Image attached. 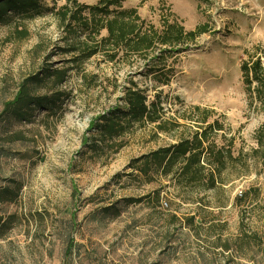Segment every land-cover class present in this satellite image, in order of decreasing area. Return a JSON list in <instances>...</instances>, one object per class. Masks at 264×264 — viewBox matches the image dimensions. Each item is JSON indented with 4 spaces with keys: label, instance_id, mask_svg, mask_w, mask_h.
Returning <instances> with one entry per match:
<instances>
[{
    "label": "rangeland",
    "instance_id": "rangeland-1",
    "mask_svg": "<svg viewBox=\"0 0 264 264\" xmlns=\"http://www.w3.org/2000/svg\"><path fill=\"white\" fill-rule=\"evenodd\" d=\"M67 1L43 0V14L0 22V264H155L173 236L189 238V250L168 264H264V106L241 69L251 57L264 64V0H123L157 27L178 19L188 30L206 24L209 31L179 53L164 46L148 60L116 61L103 54L72 60L85 34L60 23L56 11ZM47 67L68 68L61 87L40 82ZM130 80L182 126L169 133L138 126L125 144L95 146L90 125L124 105ZM26 86L38 96L63 95L26 120L4 113ZM206 116L222 127L210 140L234 157L215 188L182 191L158 171L130 168Z\"/></svg>",
    "mask_w": 264,
    "mask_h": 264
},
{
    "label": "trees",
    "instance_id": "trees-1",
    "mask_svg": "<svg viewBox=\"0 0 264 264\" xmlns=\"http://www.w3.org/2000/svg\"><path fill=\"white\" fill-rule=\"evenodd\" d=\"M44 10L43 0H0V22L16 16L32 19L43 14ZM56 14L65 30H80L85 34L84 39L72 47L79 54L72 59L74 61L81 56L90 58L97 54H103L109 61L137 55L142 58L147 56L144 58L148 60L153 51L161 50L164 46L169 47L167 53L175 54L186 50L191 42L209 31L206 24L188 30L178 19H165L162 26L157 27L142 17L137 8H125L123 0H100L97 5L68 0L58 8ZM104 30L106 35L102 34ZM241 69L248 90L255 93L264 106V64L261 58L244 60ZM67 72L68 68L65 67L53 70L47 67L40 82L50 83L52 88L61 87L66 81ZM49 94L34 95L26 86L6 103L4 113L26 120L32 116L35 108L41 107L49 112L61 100L63 91ZM122 100L123 106L117 105L90 125L98 134V139L93 141L95 146L97 141L108 146L117 142L119 145L125 144L126 135L138 126L151 124L161 133H169L182 126L179 122L165 119L161 102L150 100L146 90L133 80L124 87ZM196 108L201 109L200 106ZM201 122V127L188 136L182 135L176 143L161 146L133 159L130 168L146 176L158 171L160 177L167 178L169 183L182 191L199 193L215 188L223 169L227 167V160L234 157L230 150L225 151L210 140V134L221 130V125L217 121L209 123L207 116ZM258 142L264 144L262 136L258 137ZM150 178L155 180L154 176ZM154 194L160 197L161 187L156 188ZM192 222L194 217L187 218V223Z\"/></svg>",
    "mask_w": 264,
    "mask_h": 264
},
{
    "label": "crops",
    "instance_id": "crops-1",
    "mask_svg": "<svg viewBox=\"0 0 264 264\" xmlns=\"http://www.w3.org/2000/svg\"><path fill=\"white\" fill-rule=\"evenodd\" d=\"M180 238H168V243L166 247H164L163 251L157 253V260L155 264H168L169 259H173L174 256H179L180 252L179 250H183L182 252L184 254H188L189 247H185V245H189V238H182V241H180ZM181 244V245H180ZM183 247V248H182ZM201 254V253H200ZM194 257L199 259V254L195 253L193 251V255H190V257Z\"/></svg>",
    "mask_w": 264,
    "mask_h": 264
},
{
    "label": "built area",
    "instance_id": "built-area-1",
    "mask_svg": "<svg viewBox=\"0 0 264 264\" xmlns=\"http://www.w3.org/2000/svg\"><path fill=\"white\" fill-rule=\"evenodd\" d=\"M164 205H166V206H167V205H168V204H167V202H164Z\"/></svg>",
    "mask_w": 264,
    "mask_h": 264
}]
</instances>
